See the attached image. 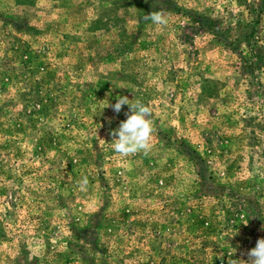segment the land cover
<instances>
[{
	"label": "rangeland",
	"instance_id": "374dc122",
	"mask_svg": "<svg viewBox=\"0 0 264 264\" xmlns=\"http://www.w3.org/2000/svg\"><path fill=\"white\" fill-rule=\"evenodd\" d=\"M122 95L147 154L112 147ZM258 238L264 0H0V264H227Z\"/></svg>",
	"mask_w": 264,
	"mask_h": 264
},
{
	"label": "clouds",
	"instance_id": "9594fccd",
	"mask_svg": "<svg viewBox=\"0 0 264 264\" xmlns=\"http://www.w3.org/2000/svg\"><path fill=\"white\" fill-rule=\"evenodd\" d=\"M143 19L151 20L153 24L159 26L168 24L165 15L159 11L149 12ZM125 105L128 106V112L125 113L126 119L119 123L118 128L110 131L114 142L112 147L122 158L138 153L147 154L152 147L150 141L154 132L153 121L149 119L151 108L139 100L132 101L128 96L123 95L119 96L114 104L107 103L105 107H111L114 113L119 114ZM87 184V177L82 178L79 183L80 189L85 190ZM242 255H246L247 260L230 258L227 264H264V238H258L255 246Z\"/></svg>",
	"mask_w": 264,
	"mask_h": 264
},
{
	"label": "trees",
	"instance_id": "16d2710c",
	"mask_svg": "<svg viewBox=\"0 0 264 264\" xmlns=\"http://www.w3.org/2000/svg\"><path fill=\"white\" fill-rule=\"evenodd\" d=\"M123 51H124V49L119 50V53H120V54H124V53H122ZM249 65H250V67H251V64H250V63H249ZM124 70H125V73L128 72V69H127V71H126V69H124ZM202 82H203V84L200 86L201 94L205 93V89H206L205 84H206V83H209L210 81H208V80H206V79H203ZM28 92H29V90L27 89V93H28ZM27 93L25 92V93H23V94L26 95ZM209 94H213V93H209ZM28 95H29V94H28ZM29 96H30V95H29ZM35 102H36V101H35ZM34 105H37V102L34 103Z\"/></svg>",
	"mask_w": 264,
	"mask_h": 264
}]
</instances>
